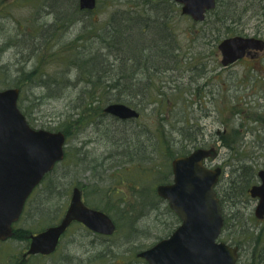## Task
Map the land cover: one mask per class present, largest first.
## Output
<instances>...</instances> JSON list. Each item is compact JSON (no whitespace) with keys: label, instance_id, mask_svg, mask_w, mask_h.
Listing matches in <instances>:
<instances>
[{"label":"rangeland","instance_id":"obj_1","mask_svg":"<svg viewBox=\"0 0 264 264\" xmlns=\"http://www.w3.org/2000/svg\"><path fill=\"white\" fill-rule=\"evenodd\" d=\"M136 4V0H97L95 10L78 12L75 7L79 0H0V88H20L18 103L31 126L64 132L59 114L62 117L67 110L70 114L76 105L84 102L85 98L78 97L81 93L77 89L86 83L80 81L75 89H66L57 97L39 84L38 75L45 72L47 76L59 77L63 70L75 77V68H71L70 62L86 42L87 27L108 20L117 10L146 11ZM219 4L223 8L231 5V10L225 9L220 16L209 12L204 21L182 14L181 8L171 16L168 38L176 37L181 64L174 70L152 75L149 95L145 98L150 106L140 111V118L120 120L109 114L83 112L72 124L71 132H64L68 155L35 190L16 225L14 237L0 242V264H146L138 252L168 236L180 223L177 215L167 210L169 203L159 196L157 186L173 180L172 161L179 155L172 154V150L183 144L188 146L189 153L196 136L203 138L198 128L189 127L192 122H187L198 117L211 129L206 130L209 132L205 137L218 141L217 145L220 143L217 157L210 159L212 167L223 168L216 189L228 222L220 240L239 246L238 264H260L264 241L258 243L261 240L258 238L264 240V219L255 217L258 199L244 194L242 201L241 196L238 201L236 190L229 185L232 170L242 161L240 158L257 167V171L264 168V80L261 79L264 51L258 59L247 58L235 65L223 66L217 40L222 24L213 21L230 13L234 19L230 27L235 35L264 38V3L220 0ZM245 4L247 11H244ZM33 50L35 54L29 59ZM88 50L93 54L96 49L89 46ZM253 65L259 71L244 72L247 66ZM218 73L222 76L219 84L223 85V99L217 105L218 118H214L210 111L216 113L213 108L216 103H211L209 108L195 101L193 91L190 96L193 85L186 78L189 75L201 85L212 82L219 77ZM236 75H241L240 81L245 77L240 87L252 91L249 102L236 100L241 91L230 90ZM248 75L250 82L246 81ZM20 79L28 83L24 82V86ZM199 97L204 96L199 93ZM96 104H89L87 109ZM214 119L217 126L211 123ZM152 129L165 142H170L167 148L153 146ZM216 129L221 134H216ZM76 185L82 189L87 205L112 217L116 232L104 236L74 223L62 237L55 254L24 256L28 254L32 235L60 222Z\"/></svg>","mask_w":264,"mask_h":264},{"label":"water","instance_id":"obj_2","mask_svg":"<svg viewBox=\"0 0 264 264\" xmlns=\"http://www.w3.org/2000/svg\"><path fill=\"white\" fill-rule=\"evenodd\" d=\"M183 14L196 21L206 18L215 8L216 0H175ZM82 9L94 10L97 0H79ZM223 65L231 64L252 50H263L264 39L234 35L219 43ZM19 87L0 88V238L13 234L12 223L19 219L24 203L65 156L66 135L63 131L34 128L19 107ZM104 112L120 119L137 118V108L123 102H111ZM215 149L197 148L188 155L173 160L174 180L160 184L158 194L167 199L182 222L168 237L141 251L149 264H237L239 246L218 241L224 225L222 204L216 185L222 167L210 168L204 159L215 157ZM260 182L250 187L252 197L258 198L255 215L264 218V169L258 171ZM73 220L85 223L95 232L111 235L116 230L114 220L104 211L89 207L82 190L75 186L71 203L59 224L50 226L34 236L30 253H49L57 247L62 233Z\"/></svg>","mask_w":264,"mask_h":264},{"label":"trees","instance_id":"obj_3","mask_svg":"<svg viewBox=\"0 0 264 264\" xmlns=\"http://www.w3.org/2000/svg\"><path fill=\"white\" fill-rule=\"evenodd\" d=\"M136 1V5H142L146 11L140 12L139 9L128 10V8L117 10L110 15L108 20L100 23L92 22L93 24L87 27L86 32L89 34L86 42H83L82 48L73 54L74 59L70 62L71 68H75V77H72L70 71L63 70H61L63 77H50L45 72H41L38 75L39 84L49 92L56 94L57 97H61L66 89H75L80 81L86 83L84 87L77 89L81 93L78 97L85 98L84 102L81 101L76 105L74 108L76 110H73L70 114L68 110L62 114V117L59 114L61 128H63L64 132H71L72 124L79 120V116L83 112L85 114L104 113L103 104L110 102H123L138 107L140 111L146 110L150 106V103L145 98L149 95V89L152 85L149 79L152 78V75L157 71L174 70L179 67L178 63L181 64L178 58L180 46L177 44L176 37L168 38L171 30L168 21L172 18L171 16L176 15L180 11L178 4L174 0ZM219 1L216 8L210 11V14L214 13L220 16L225 9L227 11L231 10V5L226 4L225 8H223ZM244 1L246 3H264V0ZM80 10L79 5L75 7V11L80 12ZM247 10L248 6L245 4L244 11ZM232 20L234 19L231 14L225 13L221 19L217 18V20L213 21H219L222 24L221 33L217 34V40L220 41L226 36L235 35V30L230 27ZM89 46L96 49L93 54L88 50ZM34 54L35 51L33 50L29 55V59ZM5 76L10 79V75L5 74ZM27 76L28 79L31 78V75ZM144 79L148 80L143 81ZM261 79L264 80V76ZM24 82L28 83V80H22L25 86ZM146 90H148V94H146ZM87 96H89L88 100ZM94 102H97L95 107L87 109L88 105H92ZM84 104L85 108L83 110ZM171 104L172 106L174 105L173 103ZM165 110H168L167 104H165ZM144 127L148 128L150 126ZM153 132L155 134L154 130ZM182 135H184L183 131L180 133L181 137ZM151 138L153 140L152 144L156 149L169 146L170 142H165L161 134H155ZM196 138L198 140L197 136ZM177 142L179 141L175 140V143ZM227 144H230V142H227ZM233 146L236 147L235 145ZM186 147L188 148V146L181 144L174 148L171 153L176 152L177 155L188 154ZM165 153L168 152L166 151ZM67 155L66 152V157ZM240 159L242 161L237 163L238 165L232 170V178L229 185L232 190H236L238 201H240V196L242 201V195H249V188L258 181L257 167L247 164L242 158ZM149 173L151 171H147V174ZM235 203L238 202L235 201ZM166 208L175 214L168 205ZM223 212L225 217L224 230L228 219L225 209H223ZM251 239L254 240V238ZM258 239H261L258 240V243L264 241L263 237ZM259 263L264 264V250L261 253Z\"/></svg>","mask_w":264,"mask_h":264},{"label":"flooded vegetation","instance_id":"obj_4","mask_svg":"<svg viewBox=\"0 0 264 264\" xmlns=\"http://www.w3.org/2000/svg\"><path fill=\"white\" fill-rule=\"evenodd\" d=\"M261 52H263V51H257V50H252L251 51V53L249 54V55H247V56H245L244 58H242V59H240V60H238L237 62H241V61H243V60H245V59H247V58H250V59H258L259 57H260V53ZM237 62H235V63H237ZM235 63H233L232 65H235ZM229 66H231V65H229ZM254 67V68H253ZM216 68V67H215ZM209 70H212V69H209ZM253 70H255V71H259V70H257V68L253 65V66H247V68H245V70H244V72L245 71H247V72H249V71H253ZM219 74V73H218ZM240 76L241 75H236V76H234V78L236 79V80H232V82L230 83V90L232 89V90H234L236 93L238 92V91H241V94H238V96H236L235 98H236V100H240L241 102H249L251 99H252V95H251V93H252V91H249V90H247V88H244L243 86H241L240 87V83L242 84L245 80V77H244V79L243 80H241L240 81ZM187 80H188V82L190 83V84H192L193 86H191V91H190V94L192 93V91L194 92V96H195V98H194V100L195 101H197V102H200L201 104H202V106L203 105H205V107H207V105H208V107L209 108H211V103H216V104H214L213 105V108L216 110V113H214L213 111H210V114L211 113H213V117L214 118H218V113H219V109H218V103H221L222 102V99H223V96H222V91H223V85H222V83H220L219 84V81L221 82L222 81V76H221V74H219V77H215L214 79H213V81L212 82H210V81H208L207 83H202L201 85H198L195 81H194V79H191L190 78V76L188 75V78H186ZM251 76L250 75H248L247 76V82H250L251 80ZM211 83V85H209L208 86V84H210ZM199 88H200V90H199ZM204 89V90H203ZM202 91H203V93H202ZM199 93L200 94H202V97L204 98H202V99H200V97H199ZM192 95L193 94H191L190 96L192 97ZM240 96V97H239ZM198 121V122H197ZM199 121L201 122V123H199ZM220 122H221V120H219ZM188 123H191V126H189V127H193V125H195L197 128H198V131H199V133L203 136V138L202 139H198V140H194V142H193V145H191L192 147H193V149H196V148H199V147H203V148H215V149H217L218 148V145L220 144H218L217 145V139H218V137L216 138V141L217 142H213V140L211 139V138H209V139H207L206 137H205V135L206 134H208V132L211 130L209 127H208V124L206 123V122H202L200 119H199V117L198 118H195V120H189V121H187ZM211 123H213V124H215V126H217L218 124H216V120L214 119V121H211ZM206 130H209V131H206ZM224 132H226V130L224 131ZM216 134H221V131H220V129H216ZM215 136V135H214ZM217 136V135H216ZM215 136V137H216ZM206 138V139H205ZM220 140H221V138H220ZM211 158H207L206 159V162H207V164L209 165V166H211V163H210V160ZM212 167V166H211ZM34 194V192L31 194V196H30V198H28L27 199V201H26V204H25V208H27L28 207V202H29V200L31 199V197H32V195ZM70 204V203H69ZM69 206V205H68ZM67 209H68V207H67ZM67 209H66V211H67ZM66 211H65V213H66ZM65 213H64V215H65ZM64 215H63V217H64ZM63 217L61 218V220L63 219ZM60 220V221H61ZM59 223V222H58ZM57 223V224H58ZM74 223H80V224H82L83 226H85L83 223H81V222H78V221H73L67 228H66V230L62 233V235H61V237H60V240H59V242H58V245H57V247L54 249V251H52V252H49V253H43V252H40V253H30L29 251H28V254H26V255H24V256H28V258L30 257V256H33V255H44V256H51V255H53V254H55L56 253V251L58 250V248H59V245H60V241H61V239H62V237L65 235V233L69 230V228L74 224ZM86 227V226H85ZM87 228V227H86ZM87 229H89V228H87ZM90 230V229H89ZM92 231V230H91ZM92 232H94V231H92ZM95 234H101V233H98V232H94ZM101 235H104V234H101ZM104 236H106V235H104ZM14 236H12L11 238H13ZM11 238H9V239H11ZM9 239H7V240H9ZM7 240H0V242H5V241H7ZM30 243H31V241H30ZM29 250H30V246H29Z\"/></svg>","mask_w":264,"mask_h":264}]
</instances>
